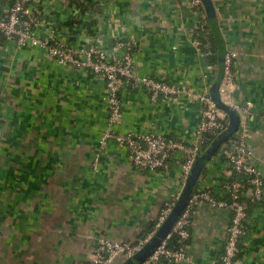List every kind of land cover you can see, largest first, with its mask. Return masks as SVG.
<instances>
[{
    "label": "crops",
    "instance_id": "0c3cea01",
    "mask_svg": "<svg viewBox=\"0 0 264 264\" xmlns=\"http://www.w3.org/2000/svg\"><path fill=\"white\" fill-rule=\"evenodd\" d=\"M212 1L226 49L236 53L228 98L250 104L249 142L264 181V0ZM100 6L107 30L98 24L94 35L87 24L95 11L67 0H33L30 10L40 12L41 36L56 35L75 48L100 37L111 55L108 39L118 35L135 44L137 77L189 92L209 89L216 74L213 48L206 54L198 9L188 0H101ZM6 10L0 0V16ZM71 20L77 22L72 30ZM121 93L122 115L110 127L104 80L0 35V264H85L102 238L135 244L154 231L176 189L179 160L165 171L139 172L126 149L114 142L101 148V137L112 129L189 140L200 122L199 106L176 97L153 102L143 89L124 84ZM226 173L217 153L196 188L220 193ZM230 219L227 210L195 208L184 244L189 262L183 264H215ZM240 245L239 264H264V199L250 209Z\"/></svg>",
    "mask_w": 264,
    "mask_h": 264
},
{
    "label": "built area",
    "instance_id": "2783aa9c",
    "mask_svg": "<svg viewBox=\"0 0 264 264\" xmlns=\"http://www.w3.org/2000/svg\"><path fill=\"white\" fill-rule=\"evenodd\" d=\"M5 1L7 10L4 15L0 16V34L7 39L14 40L20 47L25 45L39 47L50 59L60 64L87 68L93 75L105 81L104 101L109 109L108 123L110 127L116 125L122 115L121 87L123 84L130 88L143 89L153 102L176 97L186 98L187 101L199 106L200 122L194 131L193 138L189 140L174 139L168 134L157 132L119 133L112 129H107L101 137V148L105 147L108 142H114L119 147L126 149L129 161L139 172L165 171L174 158H177L180 163L175 182L176 189L168 195L163 204L151 235L135 244L117 243L102 238L98 241L92 257L85 264H111L116 259H127L150 240L171 213L186 185L196 153L204 151L201 144L205 141V136L218 137L228 128L229 118L213 103L208 89L202 93L189 92L178 85L152 77H137L134 59L135 44L125 38L111 35L113 39L111 55L106 51L105 41L96 36L89 45L75 48L56 35L44 37L39 34L40 12H31L30 7L33 0ZM188 1L194 12L197 9H200V13L203 12L200 0ZM82 2L88 4L86 0H82ZM198 10L195 15L199 18ZM203 47L206 54L210 55V44L205 43ZM83 57L85 62L81 61ZM235 59L236 53L227 50L224 57L220 95L222 102L237 111L239 126L232 138L222 144L217 152L223 156L227 167L220 193L211 189L195 187L185 210L171 232L150 257L141 264H183L189 262L184 246L174 250L169 247V241L173 236H177L182 243L188 241L192 214L200 204H207L214 209L227 210L231 213L230 223L226 229V238L215 264H239L240 241L248 233L250 206L263 201L264 181L261 172L254 164L249 142L247 115L250 114V104L247 103L245 107H241L231 103L228 98L235 80L233 72Z\"/></svg>",
    "mask_w": 264,
    "mask_h": 264
},
{
    "label": "water",
    "instance_id": "95a60500",
    "mask_svg": "<svg viewBox=\"0 0 264 264\" xmlns=\"http://www.w3.org/2000/svg\"><path fill=\"white\" fill-rule=\"evenodd\" d=\"M90 2L92 0H86ZM205 18L208 21L210 32L214 37L217 44V64H216V74L213 83L210 85L208 91L213 103L223 111L229 118L228 128L222 132L211 145L204 151H198L195 156L193 166L191 168L189 177L187 179L186 185L182 190L180 197L172 209L171 213L168 215L164 223L159 227V229L152 235L150 240L135 254L127 259H116L111 264H141L147 260L150 255L155 251L157 247L163 242L165 237L171 232L174 225L176 224L178 218L182 215L185 210L188 201L197 185V182L203 172L206 164L217 154L219 148L224 144L229 138H231L239 126V116L236 110L231 109L228 105L222 102L220 95V86L222 82V77L224 73V57L226 54V44L223 39L218 22L216 19L215 7L212 0H200ZM95 19L100 25L103 32H106L107 27L104 23V17L101 15V6L97 5L94 8ZM108 43L110 48L113 47V39L109 38ZM84 59V57H83Z\"/></svg>",
    "mask_w": 264,
    "mask_h": 264
},
{
    "label": "trees",
    "instance_id": "16d2710c",
    "mask_svg": "<svg viewBox=\"0 0 264 264\" xmlns=\"http://www.w3.org/2000/svg\"><path fill=\"white\" fill-rule=\"evenodd\" d=\"M67 2H68L69 6L76 5L83 12H87L88 10H90L91 12H94L95 6L100 5V0H92V1L88 2V4H89L88 7H86L87 6L86 3L82 2V0H67ZM76 24H77V22L73 21V20L67 22V26L71 30H72V27H74V25H76ZM87 25L89 27H91V29H92L91 35H94L93 27H96L98 25V22L96 21V19L93 18L90 22H88ZM197 33L199 35L198 37H199V40L201 41V43H203V44L208 43L213 48V50H212L213 53H212V56L210 57V63L215 66L217 64V61H218V59H217V49L218 48H217V44L214 40V37L212 36V34L210 32L208 21L204 17V15L202 17L200 16V20H199L198 26H197ZM0 35H2V34H0ZM231 138H229L228 140H230ZM214 140H215V137L206 135L205 141L201 144L202 150H205L206 148H208ZM257 204H259V203H256V204L250 206V209H252L254 206H257ZM249 213H250V210H249ZM184 244L185 243H182L178 240L177 236H173L171 238V240L169 241V247L171 249H174V250L181 248L182 246H184Z\"/></svg>",
    "mask_w": 264,
    "mask_h": 264
},
{
    "label": "rangeland",
    "instance_id": "374dc122",
    "mask_svg": "<svg viewBox=\"0 0 264 264\" xmlns=\"http://www.w3.org/2000/svg\"><path fill=\"white\" fill-rule=\"evenodd\" d=\"M72 46V45H71Z\"/></svg>",
    "mask_w": 264,
    "mask_h": 264
}]
</instances>
